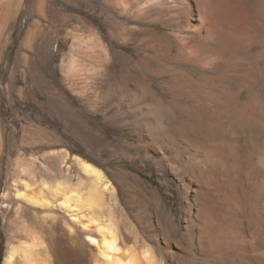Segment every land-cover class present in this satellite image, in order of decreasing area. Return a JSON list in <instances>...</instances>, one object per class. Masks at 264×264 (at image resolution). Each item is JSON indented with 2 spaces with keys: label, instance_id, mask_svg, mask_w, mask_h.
I'll use <instances>...</instances> for the list:
<instances>
[{
  "label": "bare ground",
  "instance_id": "obj_1",
  "mask_svg": "<svg viewBox=\"0 0 264 264\" xmlns=\"http://www.w3.org/2000/svg\"><path fill=\"white\" fill-rule=\"evenodd\" d=\"M220 2L116 0L112 5L141 17L149 3L161 7L171 3L190 34L180 45L189 54L197 52L184 57L183 81L170 85L165 106L157 103L152 112L159 135L154 142L162 143H154L162 150L160 175L166 179L161 186L173 197L178 191L177 207L140 176L119 169L118 181H112L97 164L79 155L71 156L76 182L68 174L54 184L44 177L34 179L33 157L29 164L15 165L26 177L14 185L17 221L4 264H75L68 219L78 223L81 216H89L83 226L89 229L86 239L93 246L91 264H264V83H260L264 59L235 61L208 55L214 48H225ZM242 4L246 12L254 11L249 0ZM53 12L55 20H66ZM119 31L117 25L111 32ZM126 33L133 36L134 30ZM231 70L239 72L235 80L214 83ZM112 71L106 66L107 76ZM54 108L59 106L54 103ZM58 110L55 115L64 122L82 126L81 114ZM141 139L136 137V147ZM121 185L134 201L145 203L155 243L130 226L119 201Z\"/></svg>",
  "mask_w": 264,
  "mask_h": 264
},
{
  "label": "rangeland",
  "instance_id": "obj_2",
  "mask_svg": "<svg viewBox=\"0 0 264 264\" xmlns=\"http://www.w3.org/2000/svg\"><path fill=\"white\" fill-rule=\"evenodd\" d=\"M42 1L0 0V264L17 221L14 185L25 176L15 165L29 164L33 157L34 179L44 177L54 184L68 174L76 182L71 156L79 155L97 164L112 181H118L116 172L125 169L161 191L173 207L179 202L177 190L173 197L161 186L166 176L160 175L162 150L154 143L161 140L154 142L159 135L152 116L155 104L165 106L170 85L183 81L184 57L197 53L189 54L180 45L190 34L178 11L171 3L162 7L149 3L143 16L131 17L113 8L116 0H110L111 5L105 0H44V5ZM242 2H220L227 38L225 48L208 53L211 58L264 59V0H249L255 4L250 12ZM50 6L55 10L50 12ZM53 11L66 20L52 18ZM117 25L119 34L113 35ZM131 29L133 36L126 33ZM106 66L113 69L110 77ZM229 72L214 83L238 77L237 70ZM54 103L60 110L81 114L82 126L73 128L68 119L64 122L55 115L59 108L52 110ZM137 136L142 138L138 147ZM121 186L119 201L130 226L155 243L145 203L134 201ZM88 218L81 216L78 223L68 219L75 264H91L93 246L86 239L89 229L83 226Z\"/></svg>",
  "mask_w": 264,
  "mask_h": 264
}]
</instances>
